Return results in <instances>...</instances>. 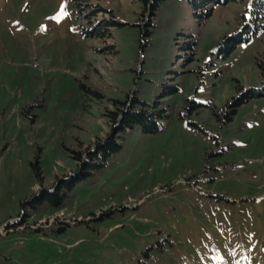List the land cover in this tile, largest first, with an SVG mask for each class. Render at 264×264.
Returning a JSON list of instances; mask_svg holds the SVG:
<instances>
[{"label": "rangeland", "instance_id": "1", "mask_svg": "<svg viewBox=\"0 0 264 264\" xmlns=\"http://www.w3.org/2000/svg\"><path fill=\"white\" fill-rule=\"evenodd\" d=\"M90 1L104 35L72 0H0V264H264V29L224 48L251 0ZM133 97L162 130L75 158Z\"/></svg>", "mask_w": 264, "mask_h": 264}, {"label": "trees", "instance_id": "2", "mask_svg": "<svg viewBox=\"0 0 264 264\" xmlns=\"http://www.w3.org/2000/svg\"><path fill=\"white\" fill-rule=\"evenodd\" d=\"M141 3L143 15L147 13L155 14L165 0H137ZM189 5L196 8H202V17L207 18L213 11V7L216 4H226L230 1H242V0H185ZM74 7H76L79 13L81 12L84 17L90 19L92 27L87 31L88 35L106 33V28L102 27L103 22L107 20L95 19L97 12L100 11V7L93 5L90 0H72ZM240 28L232 36L225 39L226 50H230L234 47L235 43L248 42L254 37L258 36L259 33L264 29V0H251V5L247 7L246 12L243 14ZM195 44V43H194ZM193 44V45H194ZM260 73L262 76V82L264 84V56L258 62ZM249 93L248 91L246 94ZM251 94V93H250ZM249 94V95H250ZM256 96L264 95L263 89L254 92ZM249 95L244 98H238L235 100L232 109L233 114L235 108L245 102ZM139 103V106L136 104ZM158 101L154 104H149L144 101H139L135 97L131 98L129 102L123 104L122 108L116 111L110 112L109 117L112 123V134L105 139H100L94 144L93 147L88 148L86 153L78 154L75 156L78 160L82 161L84 158L90 159L91 157L97 158L99 163L92 164L94 167H102L104 162L109 156L121 149V142L117 140L120 138L119 132H126L135 127H139L142 133L153 134L162 130V123L169 117L165 108L157 107ZM34 169L35 177L42 181L43 173L40 167V163L36 158L35 162L31 163ZM53 193H49L51 196L48 201L55 203L53 197L58 191V186ZM51 187V188H54Z\"/></svg>", "mask_w": 264, "mask_h": 264}]
</instances>
